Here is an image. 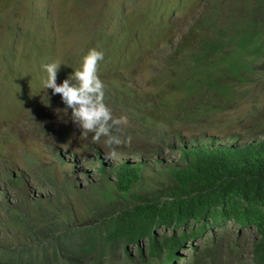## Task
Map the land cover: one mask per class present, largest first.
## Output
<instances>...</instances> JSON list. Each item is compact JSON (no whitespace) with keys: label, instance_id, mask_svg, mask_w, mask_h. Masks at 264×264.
Listing matches in <instances>:
<instances>
[{"label":"rangeland","instance_id":"1","mask_svg":"<svg viewBox=\"0 0 264 264\" xmlns=\"http://www.w3.org/2000/svg\"><path fill=\"white\" fill-rule=\"evenodd\" d=\"M253 11L252 0H0V247L24 245L41 221L85 225L133 205L134 195L153 196L170 184L167 168L181 164L185 145L263 134L264 46L246 49ZM91 49L104 53L106 103L129 119L132 143L116 160L105 158L104 138L81 137L61 97L42 88L43 65L61 64L60 84ZM123 161L140 168L128 191L112 173ZM233 229L213 232H232L221 236L228 244ZM252 234L236 239L245 264ZM187 243L180 255H190Z\"/></svg>","mask_w":264,"mask_h":264},{"label":"trees","instance_id":"2","mask_svg":"<svg viewBox=\"0 0 264 264\" xmlns=\"http://www.w3.org/2000/svg\"><path fill=\"white\" fill-rule=\"evenodd\" d=\"M252 1L248 51L264 46V0ZM179 159L180 165L167 168L170 184L153 196L134 195L133 205L85 225L41 221V229H24L29 234L24 245L0 247V264H245L236 241L243 231L253 232L249 264H264V133L242 144L185 145ZM99 168L103 173V163ZM112 173L120 191L140 179L139 166L129 161ZM23 220L11 219V225L27 223ZM228 222L235 240L224 244L221 236L233 233L213 230ZM161 228L167 232L159 233ZM207 232L203 246L193 243ZM186 241L189 256L179 254Z\"/></svg>","mask_w":264,"mask_h":264},{"label":"clouds","instance_id":"3","mask_svg":"<svg viewBox=\"0 0 264 264\" xmlns=\"http://www.w3.org/2000/svg\"><path fill=\"white\" fill-rule=\"evenodd\" d=\"M104 61L103 51L91 49L83 58L82 67L76 70L62 83L58 84V72L61 64L51 62L42 66L47 78L42 81V88L52 90V95H59L66 109L71 110V120L80 129V136L87 139L91 135L93 143L104 138L109 149L105 158L116 160L120 147H130L131 136H125L129 124L126 115L119 117L106 103L105 84L100 78V64Z\"/></svg>","mask_w":264,"mask_h":264}]
</instances>
